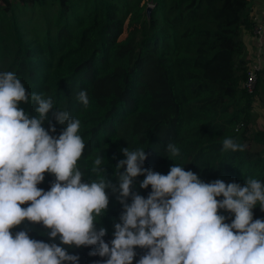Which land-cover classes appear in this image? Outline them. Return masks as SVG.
I'll return each instance as SVG.
<instances>
[{"label":"trees","instance_id":"1","mask_svg":"<svg viewBox=\"0 0 264 264\" xmlns=\"http://www.w3.org/2000/svg\"><path fill=\"white\" fill-rule=\"evenodd\" d=\"M128 19L141 25L121 39ZM253 28L249 0H0V71L16 72L28 91L51 96L54 107L80 119L85 150L77 167L84 180L96 178L91 169L102 154L107 178L116 183L120 149L129 146L145 148L144 166L161 173L176 162L205 181L243 185L247 177L264 181V126L253 127L255 103L264 106V67L255 89L244 87L243 35ZM81 89L87 106L77 99ZM21 106L36 114L34 101ZM49 118L58 135L64 125L51 112ZM226 136L244 148L222 150ZM170 141L180 148L174 161L167 157ZM143 178H135L133 191L147 196L151 186L140 188ZM54 179L45 173L38 187L47 190ZM108 192L109 207L97 223L107 229L106 241L123 211L118 193ZM253 212L254 219L264 217L259 205ZM27 226L31 237L52 239L42 224ZM64 246L79 264L107 259L90 255L96 245ZM136 251L133 264L147 249Z\"/></svg>","mask_w":264,"mask_h":264},{"label":"clouds","instance_id":"2","mask_svg":"<svg viewBox=\"0 0 264 264\" xmlns=\"http://www.w3.org/2000/svg\"><path fill=\"white\" fill-rule=\"evenodd\" d=\"M77 99L87 106V90ZM30 100L37 105L34 115L21 106ZM50 112L64 125L58 135ZM80 127V119L54 107L51 96L28 91L14 71H0V264H79L64 245H96L90 255L107 259L93 264H133L136 246L147 251L135 264H264V217L253 218L257 205L264 210V181H205L176 162L161 173L144 166L145 148L129 146L120 149L116 183L107 178L102 154L93 161L96 178L84 180L77 167L85 150ZM243 148L223 138L222 150ZM166 151L170 159L180 154L171 141ZM45 173L55 176L47 190L38 187ZM141 174L139 187L151 186L147 196L133 191ZM109 189L118 193L123 211L106 241L107 229L97 223L109 207ZM27 222L42 224L52 239L31 237Z\"/></svg>","mask_w":264,"mask_h":264},{"label":"crops","instance_id":"3","mask_svg":"<svg viewBox=\"0 0 264 264\" xmlns=\"http://www.w3.org/2000/svg\"><path fill=\"white\" fill-rule=\"evenodd\" d=\"M249 13L253 21L254 18L256 17H258L260 21H264V0H249ZM262 37H263V54L262 56L260 55V57L262 59V63H263L262 68H263L264 67V33ZM243 38L245 40V44L247 47L246 58L250 63L251 61L256 59L257 56V50H258L257 36L254 33L253 29L250 31L244 30ZM254 111L256 113L255 121L261 122L260 127L264 126V106L259 101L255 103Z\"/></svg>","mask_w":264,"mask_h":264},{"label":"built area","instance_id":"4","mask_svg":"<svg viewBox=\"0 0 264 264\" xmlns=\"http://www.w3.org/2000/svg\"><path fill=\"white\" fill-rule=\"evenodd\" d=\"M151 4H149L150 6ZM152 6V5H151ZM254 28L253 31L257 36L258 40V50L256 59L248 62V70H247V78L244 82V87L252 92L255 89L256 81H257V72L262 69L263 63L260 55L263 54V33H264V21H260L258 17L254 18Z\"/></svg>","mask_w":264,"mask_h":264},{"label":"rangeland","instance_id":"5","mask_svg":"<svg viewBox=\"0 0 264 264\" xmlns=\"http://www.w3.org/2000/svg\"><path fill=\"white\" fill-rule=\"evenodd\" d=\"M148 7H152L151 5L148 6ZM141 25L140 21H133L131 19H128L126 22H125V25H124V29H123V32L120 36L121 39H127L129 38L135 31L138 30L139 26ZM261 126V122L259 121H255L254 123V127L255 128H260Z\"/></svg>","mask_w":264,"mask_h":264},{"label":"water","instance_id":"6","mask_svg":"<svg viewBox=\"0 0 264 264\" xmlns=\"http://www.w3.org/2000/svg\"><path fill=\"white\" fill-rule=\"evenodd\" d=\"M150 12H151V8L148 7V8H147V13H150Z\"/></svg>","mask_w":264,"mask_h":264}]
</instances>
